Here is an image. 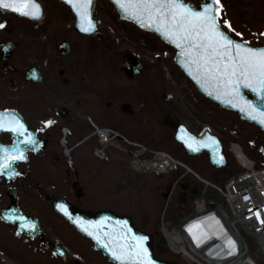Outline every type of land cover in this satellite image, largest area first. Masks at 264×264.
<instances>
[{
    "label": "flooded vegetation",
    "instance_id": "flooded-vegetation-1",
    "mask_svg": "<svg viewBox=\"0 0 264 264\" xmlns=\"http://www.w3.org/2000/svg\"><path fill=\"white\" fill-rule=\"evenodd\" d=\"M38 1L43 8L41 21L0 8V23L5 24L4 28H0V113L11 112L4 119V128L0 129V149L12 150L17 146L18 150L27 152H11L12 157L23 155L24 159L15 160L16 164L12 163L11 169L0 179V264H119L110 260L91 238L78 230L54 206L55 201H63L85 212L115 211L105 206L90 207L87 203L96 195L103 196L104 193L105 197L116 201L128 197V191H124L128 186L127 176L120 184H116V189L121 190L113 191L115 181L112 176L104 175L105 167L117 161L107 159L113 156L112 152L107 150L104 159L98 160L100 164L87 173L85 164L91 161L92 153H84L89 159L78 157V160L68 163L65 156V148L68 146L61 144V133L65 127L68 133L81 136L92 134V114H96L98 108L100 114L105 112L102 102L98 103V92L92 88L96 83L93 79L95 69L91 65L84 68L86 65L83 60L75 55L77 50L82 54L84 48L80 47L87 46L89 52L93 51L92 42L102 41L107 34L101 24L103 19L99 17L98 7L101 2L108 5L106 12L118 13L110 0H92L94 4L92 3L91 18L100 24L103 35L100 40L97 35L78 32L75 27L77 16L61 0H52L54 6L49 13L53 21L44 29H39L46 23L48 11L45 4ZM89 8L87 20H91L88 16ZM118 17L120 18L119 15ZM59 20L66 27L67 33L59 31V26L51 27ZM56 34L64 36L57 44L53 41ZM77 38L83 44L76 49ZM39 39L42 46L35 47L38 42L34 40ZM51 43L54 45L50 47ZM56 51L59 65L52 69L49 55ZM95 64L97 68V63ZM87 87L90 89L87 90ZM84 92L91 98L83 100ZM105 108L111 109L112 104L106 103ZM16 120L24 124L27 133L19 135L11 131L15 125L10 122ZM47 121L53 123L48 124ZM28 139H34L36 143L30 145L26 143ZM77 147L79 145H74L72 150ZM118 164L116 163L117 166ZM174 179L168 181V184L174 182ZM99 180L105 184V188L100 191L97 184ZM149 180L153 183L146 185ZM157 180L151 176L135 178L140 190L148 186L150 190L160 191L161 184ZM181 184L183 187L188 185L186 191L182 185L175 186L169 200L174 201L183 194L187 206L188 199L192 200L196 196L198 186H191L189 182ZM81 192L84 195L80 196ZM115 212L130 216L135 226L150 236L156 258L177 264H193L172 254L175 251L164 233L165 229L155 217L149 214L139 224L134 215ZM21 216L27 217V222L34 224L35 228L21 227L25 223L18 219ZM19 225L24 232L19 231Z\"/></svg>",
    "mask_w": 264,
    "mask_h": 264
},
{
    "label": "rangeland",
    "instance_id": "rangeland-1",
    "mask_svg": "<svg viewBox=\"0 0 264 264\" xmlns=\"http://www.w3.org/2000/svg\"><path fill=\"white\" fill-rule=\"evenodd\" d=\"M41 1L48 11L46 23L38 27L42 30L53 21L49 12L53 10L54 3L52 0ZM188 1L198 4L200 0ZM221 4L219 21L222 25L225 20L231 23L232 28L235 29V32L231 33L232 36L252 45H264V35H261L264 33V0H221ZM106 7L108 5L103 2L98 7L99 17L103 19L102 27L107 31L105 38L102 41L97 40V43L92 42L94 50L91 52L87 46L80 47L83 44L80 38L75 41L76 49L84 48L82 54L77 50L75 56L83 60L86 65L84 68H89L88 65H91L92 69H95L93 79L96 83L92 88L98 92V103L102 102L105 109V112L100 114L98 108V112L92 114L93 132L101 127L113 128L129 140L144 144L153 151L167 152L210 182L222 184L240 171L229 150V146L233 142L240 144L244 151L257 162L258 166L264 167V133L256 125L240 119L236 113L220 107L200 94L194 84L176 65L175 49L157 36L144 32L132 23L121 21L114 11L112 14L106 12ZM55 26H59V31L67 33L61 20L51 25L52 28ZM236 33H241L242 36H237ZM63 37L56 34L53 41L57 44ZM34 42H38L35 47L42 46L40 39L34 40ZM52 45L54 44L51 43L50 47ZM126 55L137 57L145 65L134 80H129L124 74V57ZM57 57V51L49 55L52 69L59 65ZM95 63H97V68ZM83 86L85 89V85ZM89 89L87 87V90ZM165 95H170L172 99L167 101ZM82 98L86 101L91 96L84 92ZM109 102L112 104V108L106 109L105 104ZM127 102L131 103L136 115L126 116L122 113L121 106ZM166 115H170L177 123L186 124L194 133L200 134L205 130H210L217 135L226 148L228 160L231 163L230 169L227 171L214 169L206 154L197 157L189 156L184 148L175 141L174 129L163 123ZM62 133L61 144L70 149L68 158H66L68 163L78 160V157L89 159L84 153L90 151L92 162L87 161L85 172L93 171L100 164L98 160H102L93 151L98 144L97 138L92 137L72 150V147L87 135L68 133L66 127ZM108 147V151L112 152L113 156L107 157V159L109 161L115 159L119 164L117 166L115 161L109 163L104 169V175L112 176V180L115 181L113 191L121 190L116 189V184H120L122 179L127 176L128 186L124 191H128V197H122L116 201L105 197L106 193H104L103 196L96 195L90 199L87 203L88 206L111 207L115 211L132 214L137 218L139 224H141V219L150 214L156 218L159 225L162 224L164 229H173V225L177 224L174 221L177 202H175L176 199L174 201L171 199L173 202L169 201L166 204L165 195L162 193L166 190L168 179L162 181L158 176L151 175V177L157 178V182L161 184L160 191L150 190L148 186L142 190L138 189L139 182L137 184L135 181L137 174L130 165L132 158L124 154L113 143H109ZM185 171L187 170L180 168L177 173L168 176L169 180ZM144 177L149 178L150 176L145 175ZM186 177V181L196 185L202 184L192 173ZM149 183L153 182L149 180L146 185ZM97 184L98 191L105 188V184L100 180L97 181ZM250 245H254L252 240ZM172 254L177 258L185 259L186 262L188 260V257L181 252Z\"/></svg>",
    "mask_w": 264,
    "mask_h": 264
},
{
    "label": "snow or ice",
    "instance_id": "snow-or-ice-1",
    "mask_svg": "<svg viewBox=\"0 0 264 264\" xmlns=\"http://www.w3.org/2000/svg\"><path fill=\"white\" fill-rule=\"evenodd\" d=\"M68 3L72 4L73 0H68ZM116 3L129 11L142 26H154L156 31L161 32L166 39L181 49V55L185 58L183 63L189 74L202 86L213 88L217 93V99L223 94L244 100L240 93V87L243 86L253 93H258L259 103L264 105V47H252L243 40L233 38L231 33L235 32V29L231 23L225 20L222 25L218 19L222 8L221 0H206L200 10H195L186 0H126L125 3L116 0ZM91 4L92 0H78L75 4L82 19L87 18ZM0 8L11 9L21 16L35 18L39 15L40 5L37 0H0ZM87 22L89 27L83 28V31L91 30L92 21ZM4 27L5 24L0 23V28ZM236 35L242 36L241 33ZM208 94L213 93L210 91ZM244 103L251 105L252 101L244 100ZM3 117L4 113H0V129L5 126ZM259 118L264 124V110L259 112ZM10 123L15 125L11 131L19 135L27 133V128L19 120ZM26 143L34 145L36 141L28 139ZM188 146L192 147L191 144ZM7 159V156H0V174L10 170L12 163L17 159H24V156L18 155L5 163ZM61 210L67 214V209L63 206ZM18 219L25 222L21 227L35 228L34 224L27 222V217L21 216ZM75 222L88 235L100 239L96 233L103 227L102 224L87 222L90 226L95 225L89 230L79 217ZM112 227V233H104L106 239L112 240V244L105 246L117 260L128 262L139 260L140 264H156L144 246L143 241L147 238L133 233L127 221H117Z\"/></svg>",
    "mask_w": 264,
    "mask_h": 264
},
{
    "label": "bare ground",
    "instance_id": "bare-ground-1",
    "mask_svg": "<svg viewBox=\"0 0 264 264\" xmlns=\"http://www.w3.org/2000/svg\"><path fill=\"white\" fill-rule=\"evenodd\" d=\"M115 142V146L128 157L138 148L132 141L121 142L116 138ZM157 152L161 151L156 150L149 154L152 159L150 163H140L133 156L131 160L136 163L132 161L130 165L134 171L138 168L147 176L156 175L160 177L159 180L170 181L172 179L169 180L168 176L176 173L179 166L175 164L177 168L169 170L167 164L172 163L171 156L162 154L160 157L163 158H159ZM238 155L240 159L242 154L238 152ZM244 160L247 159L241 158V161L244 162ZM190 173L195 176V172H188ZM245 181L240 184H246ZM223 183L222 187L232 188L229 182ZM168 185L164 193L166 204L170 201L173 188L182 184L179 179H174V182ZM189 185L194 186L191 182ZM187 187L188 185L184 186L183 190L186 191ZM197 190L194 199H188L187 206L185 205L186 197L183 194L176 197V200L180 201H177V210L174 214V221L177 224L173 225L174 228L172 226L173 229L165 228L164 230L175 251L186 254L191 260L198 261L200 264H264V212L260 211L263 220L254 216L253 221H247L246 216L240 214V207L247 209L256 204L258 199L264 200L261 192L252 191L247 201H236L231 199L236 196L234 189L226 192L227 194L220 189H211L209 186L204 188L198 186ZM198 200L208 201L206 207L200 208ZM177 240L182 242L181 245ZM251 240L253 246L250 245Z\"/></svg>",
    "mask_w": 264,
    "mask_h": 264
},
{
    "label": "water",
    "instance_id": "water-1",
    "mask_svg": "<svg viewBox=\"0 0 264 264\" xmlns=\"http://www.w3.org/2000/svg\"><path fill=\"white\" fill-rule=\"evenodd\" d=\"M66 2L75 15L77 16L76 21V29L79 33L85 34V35H97L99 38H102V33L100 31L99 23L96 20H92L91 14H92V4L89 8L88 16H90L92 20L91 30L90 31H83V28H88V20L82 19L79 13L76 10L75 2L73 1L72 4L68 3V0H61ZM117 11L119 12L122 19L130 21L143 29L146 32L153 33L157 35L162 41H164L167 45L173 47L176 50V56H175V63L176 65L181 69V71L194 83L198 91L208 99L212 100L213 102L217 103L221 107L233 111L239 115V117L245 121H248L250 123H253L257 125L263 132H264V124L260 122L259 118V112L261 110H264V105H260L258 100V93H253L250 89L244 88L243 86L240 87V93L244 97V100L252 101L251 105L245 104L244 100L229 97L226 95L221 94L220 98L217 99V93L213 90V88L208 87L207 85H203L198 82L196 79L193 78L192 75L189 74V71L184 66V57L181 55V49L177 48L175 44L171 43L168 39L165 38V36L161 33L155 30L154 26H142L141 23L130 14L129 11L125 10V8L120 7L116 3V0H111ZM122 3H125L126 0H121ZM188 4L193 6L195 10H200L201 5L206 2V0H201L199 4H195L189 1H186ZM37 3L40 5L39 9V15L35 18L33 17H27L31 20L41 21L43 19V9L41 4L37 1ZM94 4V2L92 1ZM3 9V8H2ZM6 10V9H4ZM11 11V9H7ZM19 15V14H18ZM21 16V15H20ZM25 17V16H23ZM146 24L148 22H145ZM235 39V38H234ZM238 40V39H237ZM249 45V44H248ZM251 46V45H250ZM252 47H264V46H252ZM126 62L124 66V72L130 80H134L137 75L141 73V71L144 68V64L137 58L131 55L125 56ZM212 92V95H209V92ZM248 94H251L252 97H249ZM165 99L167 101H170L172 98L170 95H165ZM229 100H231V103H229ZM243 109V111L241 110ZM121 110L123 113L134 115L135 111L131 106V103H124L121 107ZM11 112H5L3 119H7ZM256 116V119H253L252 117ZM163 123L174 129V138L177 143H179L181 146L184 147L187 154L190 156H199L202 154H206L208 156V159L213 167L216 169H224L227 170L230 167V164L228 162V158L225 154V148L223 146L222 141L218 136L213 134L210 130H205L201 134H196L193 131H191L187 125L183 123H177L174 121L169 115H166L165 119L163 120ZM189 144H191V148H189ZM16 151L18 154H22L23 151H20L17 149V146L12 148L4 149L3 151H0L1 156H7L8 160L5 163H8L12 160V156L10 155L11 152ZM23 154H27V152H24ZM17 161H14L13 164L15 165ZM5 172L0 174V179L5 176ZM83 193H80V196H82ZM55 208L60 211L65 217H67L71 223H73L80 231L85 233L87 236H89L97 245L98 248H100L112 261L119 263V264H140L139 260H133V261H121L117 260L113 255L112 252L109 250L108 247H106V244H112V240L110 238H105L104 233H112L113 232V225L116 224L117 221H127L128 226L131 228L132 232L135 233L138 236H144L147 239L143 241L144 246L148 249V255L149 257L156 262V264H177L176 262L161 260L155 257L153 247H152V240L148 234H146L143 231H140L136 228L133 220L129 216H123L118 215L112 210H101L97 212L92 211H81L77 208L71 206L67 202L63 201H55L54 202ZM61 206L67 209V214L61 210ZM71 217V218H70ZM79 217L81 219V222L85 224L86 227H89V230H92V228L95 225L90 226L87 222H95V224H102L103 227L100 229L99 232L96 233L100 237L99 240H97L94 236L88 235L87 232L83 231L80 226L75 222L76 218ZM19 230H23L19 225ZM118 231V229H117ZM123 243V241H121Z\"/></svg>",
    "mask_w": 264,
    "mask_h": 264
},
{
    "label": "built area",
    "instance_id": "built-area-1",
    "mask_svg": "<svg viewBox=\"0 0 264 264\" xmlns=\"http://www.w3.org/2000/svg\"><path fill=\"white\" fill-rule=\"evenodd\" d=\"M99 134L101 136V139H103L107 143H113L118 136L117 133H115L112 130H108V129L101 130ZM137 146H138V148L134 152L133 156H135L140 161V163H150V161H152V159L150 158L149 155H147V149L142 145H137ZM157 154H158L159 158H163V157H160V155H162V154L167 155V154H164L161 152H157ZM133 162H135V161H133ZM175 164H177V161H175L172 158V163L167 164V166L169 167V170L174 169L176 167ZM243 166L246 168V171L243 174L238 175L229 181V185L230 186L232 185V188H230V187L226 188V186L222 187V186L213 184V185H211L212 189H216V190L220 189L225 194L230 192V190L232 191V189H234L236 191V193H235L236 196L234 198H231V199H234L236 201H241V200L247 201V199L250 197L249 193L252 191H257V192L260 191L261 192L260 194L263 195V197H264V170L256 169L254 167V164L249 160L245 161ZM137 170H139V169L137 168ZM140 171H142V170H140ZM244 180H246L245 181L246 184H240ZM197 202L199 203L198 206L200 208H202V207H206L208 201L198 200ZM249 205H252V203H249ZM240 208H241L240 214L245 215L247 221L255 220V218H253L254 216H256V218L259 217L261 220H263L260 216V211L264 212V200L258 199L256 204H254L251 207H248L247 209L244 208L243 206Z\"/></svg>",
    "mask_w": 264,
    "mask_h": 264
}]
</instances>
